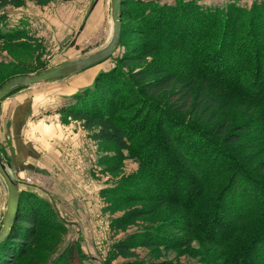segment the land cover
<instances>
[{"label":"rangeland","instance_id":"rangeland-1","mask_svg":"<svg viewBox=\"0 0 264 264\" xmlns=\"http://www.w3.org/2000/svg\"><path fill=\"white\" fill-rule=\"evenodd\" d=\"M198 1L222 8L230 1L248 7L254 0ZM2 10L13 26L25 28L28 34L14 43L0 40V84L86 56L103 47L111 35L109 0H43L41 4L25 0L22 6ZM121 25L120 39L101 62L46 83L13 87L0 101V156L22 196L38 200L42 208L49 205L50 210L40 218L29 251L13 264H42L50 256L54 258L50 264H63L58 259L63 251L70 252V264H122L125 259L114 243L146 228L177 238L167 248L135 246L136 258L148 264H226L220 247L183 230L182 208L169 202L161 206L152 198H125L159 183L137 158L114 143L93 138L79 119L59 111L71 101L72 93L92 84L98 72L113 68L147 41L143 27L132 17L124 15ZM172 43L159 44L151 57L122 69L131 74L142 69L148 80L173 72L179 80L199 87L200 77L181 63L183 48H173ZM211 94L217 105L208 114L175 112L169 94L152 100L176 118L207 131L222 123L226 132L247 127L264 111L259 102L220 86H211ZM129 105V110L144 108L135 101ZM233 146L242 162L264 179V135L256 129L244 131ZM6 200L7 188L0 177V226ZM134 210H141V215L131 218Z\"/></svg>","mask_w":264,"mask_h":264},{"label":"trees","instance_id":"trees-1","mask_svg":"<svg viewBox=\"0 0 264 264\" xmlns=\"http://www.w3.org/2000/svg\"><path fill=\"white\" fill-rule=\"evenodd\" d=\"M24 2L0 0V40L26 39V29L13 26L2 10ZM124 15L143 27L147 41L113 68L98 72L59 111L79 119L93 138L137 158L159 183L150 192L135 190L125 198H152L161 206L169 202L182 208L183 230L220 247L226 264H264V179L242 162L233 146L244 131L256 129L264 135V111L247 127L226 132L222 123L207 131L152 100L169 94L175 112L208 114L217 105L211 94L216 85L264 105V0L248 7L230 1L222 8L198 0H121L119 39ZM169 40L173 48H183L181 63L200 77L199 87L173 72L148 80L142 69L132 74L122 69L151 57L156 46ZM133 101L144 108L129 110ZM22 195L19 191L13 222L0 241V264H13L29 251L40 218L50 213L49 205L42 208L38 200ZM140 215L141 210L130 213L131 218ZM171 234L146 228L116 241L114 248L124 257L122 264H148L136 258L135 246L171 247L177 242ZM53 259L47 257L42 264ZM58 259L70 264V252H61Z\"/></svg>","mask_w":264,"mask_h":264},{"label":"water","instance_id":"water-1","mask_svg":"<svg viewBox=\"0 0 264 264\" xmlns=\"http://www.w3.org/2000/svg\"><path fill=\"white\" fill-rule=\"evenodd\" d=\"M109 1L112 29L110 38L103 47L89 53L86 56L61 62L60 64L49 67L38 73L30 75H19L7 79L0 86V100L13 87L46 83L48 81L78 72L89 66L97 64L108 57L119 39L121 0ZM7 166L8 165L4 163L0 156V177L4 181L7 188L6 206L2 215V222L0 226V241L3 240L9 232L19 202L18 183L11 177Z\"/></svg>","mask_w":264,"mask_h":264}]
</instances>
